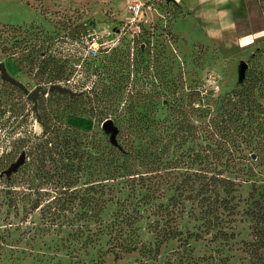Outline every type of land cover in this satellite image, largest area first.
Returning a JSON list of instances; mask_svg holds the SVG:
<instances>
[{
  "label": "rangeland",
  "instance_id": "rangeland-1",
  "mask_svg": "<svg viewBox=\"0 0 264 264\" xmlns=\"http://www.w3.org/2000/svg\"><path fill=\"white\" fill-rule=\"evenodd\" d=\"M134 1L152 5L137 23ZM231 2L211 22L167 0H0V63L43 87L35 104L0 74V174L26 153L0 176V264H264V0ZM228 102L248 103L241 131Z\"/></svg>",
  "mask_w": 264,
  "mask_h": 264
},
{
  "label": "trees",
  "instance_id": "trees-1",
  "mask_svg": "<svg viewBox=\"0 0 264 264\" xmlns=\"http://www.w3.org/2000/svg\"><path fill=\"white\" fill-rule=\"evenodd\" d=\"M61 57L67 58L66 54L62 55ZM96 57H91V58H93L92 61H94L95 64H96V61H95ZM80 59H81V57L76 55L71 59V61L79 62ZM68 60H70V59H66L64 62L68 63ZM88 60L89 59H87L85 61V64L87 63ZM95 64H93V66H95ZM80 95H81V93L74 96L73 98H76ZM1 107H2V105L0 103V131H4L10 126V120H9V117H7V115H6V111H4V109H2ZM247 107H248V103H229L228 102V109L226 110V113H228V118H230V120L234 119L233 122L235 123V128L239 129L240 131L243 128L238 123L240 120L242 121L243 111ZM177 108H179L176 111L177 117H180L179 119L176 120L177 125L179 126V129L182 131H184L185 128L187 127L188 128L187 131L189 132L190 126L188 125V117L184 116L185 114L182 111V109H181L182 107L180 104L177 106ZM180 119H182V120H180ZM205 131L207 133L211 132V131H209L208 128H205ZM49 143H51V142L47 141L45 143L44 148L50 152V155H52L53 154L52 149L48 148ZM109 156L110 157L105 158V167H106L108 174H109L108 179H111L112 176H114L117 172H119L121 165H119L120 163H118V159L115 157L113 152H111L109 154ZM98 159L99 158H96L95 161H98ZM118 215H119L118 219L116 220V222L113 223L112 226L116 230L117 233H119L120 235H122L124 237H123V239L121 238V242L117 243L116 246L122 248L125 252H130L132 250H135L136 245H137V243H136L137 241H135L136 240V236H135L136 233L135 232L130 233L131 229L128 231L127 229H124V227H123V224L133 226L134 220L132 218H134V217L131 218L129 216V210H127L126 208H123V210Z\"/></svg>",
  "mask_w": 264,
  "mask_h": 264
},
{
  "label": "water",
  "instance_id": "water-1",
  "mask_svg": "<svg viewBox=\"0 0 264 264\" xmlns=\"http://www.w3.org/2000/svg\"><path fill=\"white\" fill-rule=\"evenodd\" d=\"M168 2H171L172 0H167ZM248 68V65L246 62H243L241 64L240 68V80L243 81L246 77V70ZM0 74H1V79L9 83L11 85L17 86L20 88L30 99H32L35 104H37V98L40 92L43 91L42 86H37L33 91H30L26 85H24L22 82H20L18 79L14 78L8 73L7 67L5 63H0ZM50 92L58 91L60 93H67L71 97H74L78 95V92L73 91L72 89L62 86L61 84H52L49 87ZM103 128L111 132V142L116 145L117 144V134H118V128L114 125V122L112 119H107L103 123ZM26 162V153L23 152L20 158L18 159L17 162L12 164V166L7 169L4 173L0 174V176L7 175L8 177L11 176L12 174H15L19 171V169L25 164Z\"/></svg>",
  "mask_w": 264,
  "mask_h": 264
},
{
  "label": "crops",
  "instance_id": "crops-1",
  "mask_svg": "<svg viewBox=\"0 0 264 264\" xmlns=\"http://www.w3.org/2000/svg\"><path fill=\"white\" fill-rule=\"evenodd\" d=\"M171 2L185 11L194 13L197 19L199 18L203 21H215L220 13H225L228 21L234 10L231 7V0H172Z\"/></svg>",
  "mask_w": 264,
  "mask_h": 264
},
{
  "label": "built area",
  "instance_id": "built-area-1",
  "mask_svg": "<svg viewBox=\"0 0 264 264\" xmlns=\"http://www.w3.org/2000/svg\"><path fill=\"white\" fill-rule=\"evenodd\" d=\"M152 9V5L151 3H144L142 1H134L131 5H130V10L132 12L133 18L131 20V22L133 23H137L138 21V17H143V15L141 16V14H145V10H151ZM142 20H140L139 22H141ZM110 35V34H109ZM106 35V36H109ZM105 35L101 34V33H94L92 35H90L89 37H87L86 39V56L88 57H96L100 54L102 47H104L106 45V42L104 41ZM196 106H199V103H196Z\"/></svg>",
  "mask_w": 264,
  "mask_h": 264
}]
</instances>
